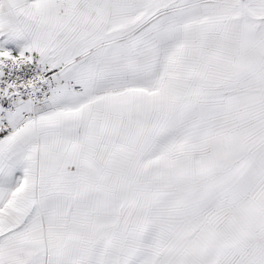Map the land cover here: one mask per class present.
<instances>
[{
  "label": "snow or ice",
  "instance_id": "obj_1",
  "mask_svg": "<svg viewBox=\"0 0 264 264\" xmlns=\"http://www.w3.org/2000/svg\"><path fill=\"white\" fill-rule=\"evenodd\" d=\"M0 264H264V0H0Z\"/></svg>",
  "mask_w": 264,
  "mask_h": 264
}]
</instances>
